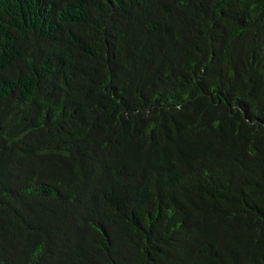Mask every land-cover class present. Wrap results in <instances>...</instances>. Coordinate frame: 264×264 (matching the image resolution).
Here are the masks:
<instances>
[{
  "label": "trees",
  "instance_id": "16d2710c",
  "mask_svg": "<svg viewBox=\"0 0 264 264\" xmlns=\"http://www.w3.org/2000/svg\"><path fill=\"white\" fill-rule=\"evenodd\" d=\"M0 264H264V0H0Z\"/></svg>",
  "mask_w": 264,
  "mask_h": 264
}]
</instances>
